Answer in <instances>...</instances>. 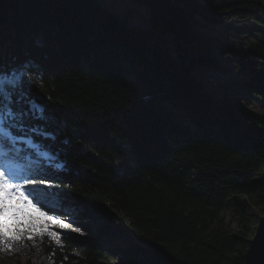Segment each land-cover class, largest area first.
Returning <instances> with one entry per match:
<instances>
[{"label":"trees","instance_id":"trees-1","mask_svg":"<svg viewBox=\"0 0 264 264\" xmlns=\"http://www.w3.org/2000/svg\"><path fill=\"white\" fill-rule=\"evenodd\" d=\"M132 1L146 25L101 0H0V72L29 68L24 90L56 137L42 143L63 165L41 177L63 193L49 214L103 224L98 237L56 228L61 245L34 239L22 264H243L264 215V113L197 69L229 54L264 105V5Z\"/></svg>","mask_w":264,"mask_h":264},{"label":"snow or ice","instance_id":"snow-or-ice-1","mask_svg":"<svg viewBox=\"0 0 264 264\" xmlns=\"http://www.w3.org/2000/svg\"><path fill=\"white\" fill-rule=\"evenodd\" d=\"M32 80L26 66L0 72V247L10 250L14 241H32L36 236H47L61 245V234L54 229H72L71 223L49 214L56 210L53 204L62 203L63 193L59 185L41 177L49 169L62 170L63 165L55 163L58 157L42 143L56 137L47 130L52 120L47 106L29 99L24 90ZM22 104L27 107H14ZM27 119L43 121L44 127L28 125ZM35 136L41 141H35ZM21 140L26 142V151L16 147Z\"/></svg>","mask_w":264,"mask_h":264},{"label":"rangeland","instance_id":"rangeland-1","mask_svg":"<svg viewBox=\"0 0 264 264\" xmlns=\"http://www.w3.org/2000/svg\"><path fill=\"white\" fill-rule=\"evenodd\" d=\"M208 3H222V2H228V1H239V0H205ZM262 5H264V0H256ZM101 2L110 8H113V10L118 12H124L127 7H133V16L131 20L133 22H136L138 24L146 25L148 23V16H149V9L146 5L140 3V2H134L132 0H101ZM248 39L243 36H237L235 37L232 42L228 43V50H232L234 53L240 55L242 51H244V47L246 44H248ZM227 50V49H226ZM219 55V53H218ZM223 59V62L226 64V68L220 69L217 67H214L213 65L206 64V65H200L197 71L200 73L201 78L205 80L207 84H210V87H217V86H223V88H228L230 90V93L233 95V97L236 99V101L241 104L245 105L247 100H250L251 102V109H254L258 112L264 113V105L261 101L255 99L252 96H248L244 90L238 88V85L240 84L243 73L234 68L233 63L231 62L232 56L229 54H221L220 56ZM2 64L0 68L5 69V62L0 63ZM24 86H29V84H25ZM29 90V87H27V92ZM229 217V212L227 215V218ZM59 219V217H58ZM255 220V219H254ZM70 223L72 224V231H74L75 228H80L81 233L85 235H89L91 237H98L97 234L102 230L103 224L102 222H94V221H88V222H79V221H73L70 220ZM89 228V229H88ZM76 232V231H74ZM40 236H36L33 238V243H35L34 239L38 240L40 239ZM28 239H22L19 241L13 242L12 249H8L6 247H0V264H22L23 260L26 257H34L37 255L38 251L35 248V245H31L29 242H32ZM55 242L54 240H52ZM115 261V259H113ZM46 262V261H45ZM113 262V261H112Z\"/></svg>","mask_w":264,"mask_h":264},{"label":"water","instance_id":"water-1","mask_svg":"<svg viewBox=\"0 0 264 264\" xmlns=\"http://www.w3.org/2000/svg\"><path fill=\"white\" fill-rule=\"evenodd\" d=\"M264 215L260 216L244 254L243 264H264Z\"/></svg>","mask_w":264,"mask_h":264}]
</instances>
